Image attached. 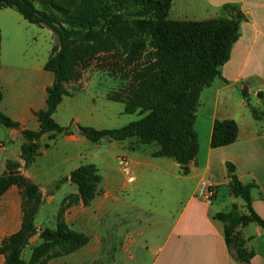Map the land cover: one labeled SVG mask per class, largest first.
<instances>
[{
    "label": "crops",
    "instance_id": "1",
    "mask_svg": "<svg viewBox=\"0 0 264 264\" xmlns=\"http://www.w3.org/2000/svg\"><path fill=\"white\" fill-rule=\"evenodd\" d=\"M187 4L189 9L206 17L191 21L216 18L226 4L236 5L245 17L239 26V37L231 47L230 58L221 67L222 80L215 79L200 94L198 107L204 104L207 113L199 116L196 111L193 128L199 147L188 166V174L183 175L173 159L152 157L157 146L146 149V145L137 144L129 148L128 141L117 142L121 145L116 152L109 153L96 145L88 164L95 165L101 182L95 198L84 206L78 199L76 185L70 181L59 183L83 165L80 154L70 153L65 157L63 163L68 165V172L44 188L35 183L37 176L30 168L47 154L50 146L40 150L34 162L24 168L19 131L0 129L6 134L0 142L8 143L0 150L5 158L0 159V176L5 171L6 160L16 162L21 166L19 172L41 193V204L33 219L35 234L21 252L23 262L30 260L33 248L42 242L40 232L46 228L55 230L61 221L71 230L86 235L89 241L79 250L46 264H100L105 252L110 264H240L228 252L222 223L213 217L228 212L233 204L241 214H248L243 201L229 193L225 166L229 163L238 180L251 186V208L264 222V130L252 118L246 104L248 98L241 92L244 88L247 95L257 96L264 89V0H187ZM4 10H0V21L10 19L9 11ZM45 29L50 42L41 54L21 52L18 57L13 52L11 61L6 58L0 61V112L30 131L38 130L34 113L44 108L46 89L53 83V75L44 70L53 35ZM4 69L8 71L6 74ZM5 91H9L7 97ZM62 104L63 99L57 109ZM225 120L236 124L235 141L225 147L210 148L213 122ZM64 138L69 145L84 142L76 134ZM203 178L215 188L210 204L198 196ZM53 184L56 186L51 190ZM22 216L21 190L12 186L0 197V244L20 230ZM238 232L246 250L253 253L248 264H264V230L250 223ZM3 263L4 257L0 255V264Z\"/></svg>",
    "mask_w": 264,
    "mask_h": 264
},
{
    "label": "trees",
    "instance_id": "2",
    "mask_svg": "<svg viewBox=\"0 0 264 264\" xmlns=\"http://www.w3.org/2000/svg\"><path fill=\"white\" fill-rule=\"evenodd\" d=\"M174 0H0L1 9H14L29 24L49 29L55 38L44 70L53 75L46 89L44 108L34 113L37 131L22 129L20 158L24 168L39 155V140L47 136L55 141L67 136L70 129L59 126L53 119L57 106L69 96L64 85L80 78V70L100 55H110L116 63L130 68L127 83L110 93V101L123 104L124 114L139 118L123 127L97 130L78 127L80 134L91 143L123 142L135 138L139 145H156L152 157L170 158L183 175L198 153L194 131L199 97L215 79L222 80L221 67L229 60L232 45L239 37V26L245 20L236 5L226 4L216 18L204 21L168 20ZM78 32L82 36L75 38ZM247 97L246 89L241 90ZM261 92L257 93L260 98ZM2 93L0 89V103ZM247 106L248 103L246 102ZM255 121H264V111L250 107ZM0 126L19 129V124L0 112ZM237 133L232 120L214 121L210 148L232 144ZM50 145H44L47 149ZM228 189L233 198L241 199L248 214L236 205L214 219L223 225L225 245L233 259L248 264L253 256L245 248L239 228L255 223L264 230V222L251 208V186L243 185L234 167L226 163ZM20 164L5 161L0 176V197L12 186L22 190L26 204L22 209L20 230L0 244L3 264H46L49 260L69 255L89 238L58 221L55 230L40 232L42 242L32 250L30 260H21L28 239L35 234L34 215L41 204V193L20 172ZM70 181L77 186L78 199L88 206L97 194L101 176L93 164L81 165L59 183Z\"/></svg>",
    "mask_w": 264,
    "mask_h": 264
},
{
    "label": "rangeland",
    "instance_id": "3",
    "mask_svg": "<svg viewBox=\"0 0 264 264\" xmlns=\"http://www.w3.org/2000/svg\"><path fill=\"white\" fill-rule=\"evenodd\" d=\"M4 11H9L10 19L0 21V61H4L5 58L11 61L13 52H17L18 57H20L19 53L21 52L36 51L41 54L47 49L50 38L45 28L28 24L14 9L8 8ZM218 15L219 12L217 16ZM202 16L203 15L189 9L187 0H174L168 20L191 21L193 18L197 17L206 18ZM12 17H14V19ZM20 23H22V25ZM82 34L83 32H78L74 37L79 38ZM52 35L54 45L55 38L53 33ZM4 72L6 74L8 71L4 69ZM129 72V67L124 66L121 62L116 63V59L112 58L110 55H100L92 60L87 67L80 70L79 80L64 85L67 93L70 95L62 98L63 104L56 110L53 118L54 121L61 127L69 128V135L72 136L76 134V129H78L79 126L91 127L97 130L114 129L136 121L139 118L137 114H124L123 104L110 101L107 98L110 93L118 91L127 83ZM0 80L2 79L0 78ZM254 90L255 88L252 87L253 92ZM260 92L262 93L260 98L253 94L247 95L246 98H248V100L246 102L250 107L264 111V89ZM8 93L9 91H5V97H7ZM197 110L199 116L207 113L204 104L201 107H197ZM258 122L264 130V121L261 120ZM0 129L6 131L2 126H0ZM22 129L23 128L19 127L18 131L20 132ZM2 130L0 131V139L5 140L6 134ZM19 136L22 139L20 133ZM82 137L81 134L78 136L79 139ZM202 138L203 137L200 139L201 143L203 142ZM82 139L84 141L82 144L69 145L66 144L63 135L58 136L57 139L52 142L48 141L46 136L42 137L38 142L41 148L40 150L44 149L43 147L46 144H50V148L46 151L47 154L44 157L38 158L30 168V171L37 176V181H35V183L47 188L54 181L58 182L59 178L63 177L69 170L68 165L63 163V161L70 153L73 156L77 153L80 154L81 164L86 165L96 145H101V147L106 148L109 153H115L116 149L119 147L118 145H121L117 142L108 141H101L94 144L84 137ZM125 141H128L127 145L129 148L137 145L135 138ZM5 145L8 146V143L5 141L0 142L1 151V148ZM144 148L155 149L156 145L144 146ZM3 155L4 154L0 152V159L4 158ZM54 186H56V184L52 185L51 190ZM24 204H26V198L22 193V209ZM2 256L5 258L4 255ZM101 256L100 264H110L107 252L102 253Z\"/></svg>",
    "mask_w": 264,
    "mask_h": 264
},
{
    "label": "built area",
    "instance_id": "4",
    "mask_svg": "<svg viewBox=\"0 0 264 264\" xmlns=\"http://www.w3.org/2000/svg\"><path fill=\"white\" fill-rule=\"evenodd\" d=\"M198 196L203 198L206 204H210L215 196V188L205 178L200 181Z\"/></svg>",
    "mask_w": 264,
    "mask_h": 264
},
{
    "label": "water",
    "instance_id": "5",
    "mask_svg": "<svg viewBox=\"0 0 264 264\" xmlns=\"http://www.w3.org/2000/svg\"><path fill=\"white\" fill-rule=\"evenodd\" d=\"M80 135V131H79V129H76V136H79ZM4 160H5V158H4Z\"/></svg>",
    "mask_w": 264,
    "mask_h": 264
}]
</instances>
